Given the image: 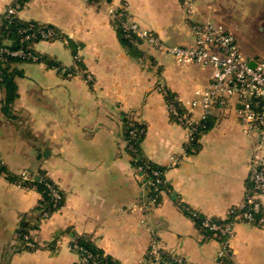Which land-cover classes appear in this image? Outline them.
I'll list each match as a JSON object with an SVG mask.
<instances>
[{"label": "crops", "instance_id": "crops-1", "mask_svg": "<svg viewBox=\"0 0 264 264\" xmlns=\"http://www.w3.org/2000/svg\"><path fill=\"white\" fill-rule=\"evenodd\" d=\"M12 2L0 0V15ZM122 6L168 44L192 45L194 25L213 23L236 37L252 63L264 58V0H29L19 18L54 27L67 43L39 42L35 49L47 62L14 64L15 98L6 106L0 88V160L13 175L44 173L65 202L42 220L41 193L0 175V264H77L72 244L82 236L115 264H161L149 260L152 251L190 264H264V227L237 223L226 252L183 210L226 220L244 200L259 135L243 131L234 98L212 111L199 149L186 152L188 131L170 116L166 91L190 102L209 85L212 69L181 65L145 45L131 54L108 13ZM78 52L81 69L94 76L91 86L49 67L54 61L73 69ZM129 114L148 125L146 157L167 169V188L149 210L148 190L127 150ZM174 158L180 163L172 165Z\"/></svg>", "mask_w": 264, "mask_h": 264}, {"label": "built area", "instance_id": "built-area-1", "mask_svg": "<svg viewBox=\"0 0 264 264\" xmlns=\"http://www.w3.org/2000/svg\"><path fill=\"white\" fill-rule=\"evenodd\" d=\"M28 1L13 0L0 15V62L6 61L8 58H18L23 62L42 63V55L38 54L35 49L37 43L58 41L67 43L64 35L54 27L29 22L24 26H19L16 31L21 47L12 49L9 46L3 37L9 35L6 30L12 25L14 19L19 17ZM86 1L89 2V0ZM108 13L113 21L120 24L127 38L137 41V43L140 42V45H145L149 51L170 56L184 66L198 64L212 69L209 85L205 89L197 91L194 100L183 103L177 96L175 98L177 103L174 100L166 102L170 116L188 131L186 152L192 148L193 143L197 142L204 132L206 121L212 111L217 107L228 106L234 98H238L241 104L238 115L243 131L248 135L254 133L259 135L261 141L251 157L247 189L242 204L227 212L226 224H213L209 223V220L204 224L210 231L225 236L224 251H229V243L235 235L234 226L237 223L264 227V154L261 150V144L264 142V58L254 60L252 63L242 52L236 37L225 27L213 23L194 25L192 30L194 43L181 46L168 44L152 31L140 28L132 20L126 6L119 9L110 8ZM81 62L82 58L78 52L74 56L75 73L67 71L65 68L62 69L60 66H53L52 69L59 74H66L67 77L79 76L91 86L95 82L94 76L91 72L83 71L80 68ZM179 106H182L183 109ZM198 109L201 110V117L196 119L195 113ZM135 133L132 131L133 135ZM127 150L133 159L137 154L136 150L131 146H127ZM179 163L180 160L174 158L172 165ZM135 169L144 181L147 173L144 172L143 166L140 165ZM163 174L164 172L153 170L144 181L148 190L146 202L143 204L145 210L158 204L163 192L162 186L165 183ZM19 176L20 179L15 182L19 186L23 187L26 182L33 181L30 171L25 170ZM48 188L51 190L54 204L57 205L64 198L63 193L51 185H48ZM52 214L44 213L41 219H49ZM25 239L27 245L35 246L29 235H25ZM72 249L79 257L77 264H99L92 254L85 251L77 242H73ZM160 252L152 251L151 255L154 257L152 262L190 264L183 257L174 254L170 261L166 260Z\"/></svg>", "mask_w": 264, "mask_h": 264}, {"label": "trees", "instance_id": "trees-1", "mask_svg": "<svg viewBox=\"0 0 264 264\" xmlns=\"http://www.w3.org/2000/svg\"><path fill=\"white\" fill-rule=\"evenodd\" d=\"M98 2L99 0H89V3L92 5H96ZM26 24L27 23L23 22L19 17H17L14 19L12 25L6 30L9 32V35L6 37L4 34L5 37H3V39L9 43V46L12 49L21 47L16 31L19 26H24ZM113 24L115 28L117 29L120 39L122 43L124 44V46L128 48L131 54L135 53L140 46V42L137 43V41H132L130 38H127L126 33L122 30L118 22L113 21ZM42 60L43 62L44 61L47 62V59L43 56H42ZM18 62H23V60L18 59V58H8L6 61L0 62V88L4 89L6 92V98L4 101L5 106L7 104H10L15 98V95H14L15 83L13 80V73H14V64ZM48 63H49V67L51 68L53 66H60L62 67V69L64 68L61 64L54 62V61H49ZM80 68H81V64H80ZM67 71H70L72 73L76 72L75 67L73 69H69V70L67 69ZM176 97H177L176 94L169 92L168 90L166 91V97H165L166 102H171L173 100L175 101ZM175 103L177 102L175 101ZM179 107L183 109L182 106H179ZM207 128H209L208 119L206 121V127L204 131L207 130ZM147 130H148L147 123L137 120L130 114L126 115L125 135L127 138V143H128V146L133 147L137 152L136 156L133 157L132 159V163L135 168L140 165L143 166L144 172L147 173V175H145L144 181L147 180L148 175H150L153 170H159L161 172H164L163 176H164L165 183L162 186V189L164 191L167 188V181L165 179V172L167 169L161 166H158L152 161H150L142 150V143L146 137ZM132 131L136 132L135 135L132 134ZM199 145L200 144L198 143V141L194 142L192 145V148H190L188 152H190V150L199 149ZM0 175L7 176V178L10 179L14 183L20 179L19 175L11 174L1 160H0ZM48 185H51L53 188L60 189V191L63 193V196H64V192L62 191V189L53 180H51L48 176H46L44 173H39V175L37 176L33 175V181L26 182L24 184V187L36 188L42 195L40 204L37 207V210L39 211L38 218L40 219L43 217L44 213H54L58 211L60 208L64 206V202H65V199L63 198L62 201H60L57 205H55L54 200L51 195V190L48 188ZM183 210L185 214L193 220V222L195 223L197 228L203 233V235L207 236L208 238H213L214 235L217 234L218 236L216 238L219 239L220 242H222V244L224 243V241L226 240L225 236H222L221 234L210 231L209 228L205 227L204 224L205 222L209 220L208 221L209 223L224 225L227 223V220H217V219L206 218L200 212L194 209H191L188 206H183ZM25 232L26 230L24 231V233ZM74 242H77L78 245L81 246L85 251L92 254L95 261H98L99 264H106V263L115 264V262L110 257L104 255L103 251L99 249L88 237H85V236L77 237ZM160 253L164 259L169 260V261L171 260L173 256L172 254L166 251H161ZM153 259L154 257L150 255L149 260L154 261Z\"/></svg>", "mask_w": 264, "mask_h": 264}]
</instances>
